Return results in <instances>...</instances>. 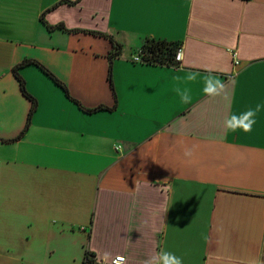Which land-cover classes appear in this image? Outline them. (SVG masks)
I'll use <instances>...</instances> for the list:
<instances>
[{"label":"crops","instance_id":"obj_1","mask_svg":"<svg viewBox=\"0 0 264 264\" xmlns=\"http://www.w3.org/2000/svg\"><path fill=\"white\" fill-rule=\"evenodd\" d=\"M147 40L183 59L134 62ZM27 58L94 110L33 64L21 87ZM257 105L252 132L226 128ZM161 248L264 264V0H0V264H144Z\"/></svg>","mask_w":264,"mask_h":264},{"label":"clouds","instance_id":"obj_2","mask_svg":"<svg viewBox=\"0 0 264 264\" xmlns=\"http://www.w3.org/2000/svg\"><path fill=\"white\" fill-rule=\"evenodd\" d=\"M133 61L136 63L141 62V57L139 55H133L131 57ZM177 59L182 60L183 55H178ZM199 73L193 72L189 73L187 79L190 81H195ZM179 79V78H177ZM205 80V87L203 89L204 93L208 96H218L224 91V84L217 78L211 75L204 77ZM178 95H180L181 100L185 103L189 102L190 97L188 94V90L181 91L180 89H176ZM261 110V106L257 105L255 109H249L246 113L242 114L241 116H231L226 121V128L229 131L236 132L237 130H242L245 133H250L253 130V126L256 123L255 117L257 113ZM114 147L117 151L123 152V144L116 143ZM190 154V153H186ZM109 255L105 253V256ZM120 261H124V257H118ZM144 264H183L182 257L176 256L174 253L169 252L163 248H161L160 252L156 253L155 255L150 256L148 259L144 261Z\"/></svg>","mask_w":264,"mask_h":264},{"label":"trees","instance_id":"obj_3","mask_svg":"<svg viewBox=\"0 0 264 264\" xmlns=\"http://www.w3.org/2000/svg\"><path fill=\"white\" fill-rule=\"evenodd\" d=\"M42 21H44V20H42ZM46 26L50 30H53V29L57 28V29H61V30L66 31V32H74V31H76L74 29H66L64 27V25H62V24L48 25L46 23ZM88 32L92 33V34H95V35H99V36H103V37L108 38L111 41V43L113 45V48H114V53L113 54L114 55H118L119 54L120 45L117 42H115L111 38V36H109L108 34H104V33L98 32V31H88ZM142 48L146 49L152 55H157L156 63H164L166 61H168V62L172 61L173 56H174L175 51H176V48H177V44L176 43H171V42L159 41V40L158 41H156V40H147ZM25 64L26 65L27 64L36 65L49 79H51V81H53L56 85H58L62 89V91L65 94V96L67 98H69L70 100H72L75 104H77L80 109H83V110L88 111V112L94 110V109H85V108L81 107V105L78 103V101L73 99L69 95L67 87L51 71H49L45 66L41 65L38 61L33 60V59H29V58L24 59L20 64L16 65L13 68V72L17 76V78L19 79L21 87H22L23 81H22L21 77L18 75L17 69L20 66H23ZM22 90H23V92H25L24 89H22ZM97 108L98 109H103V108L106 109V107H104V106H99ZM95 110H96V108H95ZM27 126H28V124L26 125V127ZM26 127H25V129H26ZM24 130L22 131V133L24 132ZM89 257H90V255L87 253L86 256H85L86 261L89 260Z\"/></svg>","mask_w":264,"mask_h":264},{"label":"built area","instance_id":"obj_4","mask_svg":"<svg viewBox=\"0 0 264 264\" xmlns=\"http://www.w3.org/2000/svg\"><path fill=\"white\" fill-rule=\"evenodd\" d=\"M182 54L181 53V48L180 47H177L176 48V51H175V54L173 56V59L171 62H168L166 61L168 64L170 63H179L180 60L177 59L178 55ZM134 55H139L141 57V62L140 63H156V59H157V55H152L150 52H148L146 49L144 48H140L139 50H137ZM135 62V61H134ZM118 257H124V255L122 254H119V255H116L112 258V260L110 261L109 264H125L126 262V259H124V261H120L119 259H117Z\"/></svg>","mask_w":264,"mask_h":264}]
</instances>
